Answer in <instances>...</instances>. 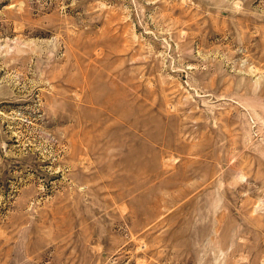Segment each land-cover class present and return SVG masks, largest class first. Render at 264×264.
Instances as JSON below:
<instances>
[{
	"label": "rangeland",
	"instance_id": "rangeland-1",
	"mask_svg": "<svg viewBox=\"0 0 264 264\" xmlns=\"http://www.w3.org/2000/svg\"><path fill=\"white\" fill-rule=\"evenodd\" d=\"M0 264H264V0H0Z\"/></svg>",
	"mask_w": 264,
	"mask_h": 264
}]
</instances>
